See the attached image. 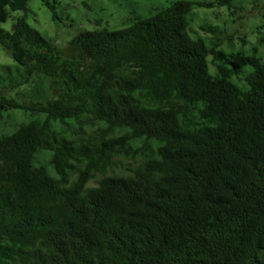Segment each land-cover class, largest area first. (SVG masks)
<instances>
[{
	"label": "trees",
	"instance_id": "1",
	"mask_svg": "<svg viewBox=\"0 0 264 264\" xmlns=\"http://www.w3.org/2000/svg\"><path fill=\"white\" fill-rule=\"evenodd\" d=\"M233 1L170 0L62 49L23 14L0 27V264H264V58L189 28Z\"/></svg>",
	"mask_w": 264,
	"mask_h": 264
},
{
	"label": "rangeland",
	"instance_id": "2",
	"mask_svg": "<svg viewBox=\"0 0 264 264\" xmlns=\"http://www.w3.org/2000/svg\"><path fill=\"white\" fill-rule=\"evenodd\" d=\"M50 1V0H49ZM170 0H55V16L42 0H27L24 9L8 10L6 18L0 21V27L9 31L11 23L18 15H24L26 22L35 28L44 38L64 48L66 41L78 31L87 28L105 26L118 28L131 20L132 14L145 16L156 7L165 5ZM235 8L225 6L195 7L191 11L189 28L192 35H208L200 28L209 23L224 27L221 34L220 48L225 52L254 49L264 58V0H234ZM232 10V13L230 12ZM235 61V58L232 57ZM0 64L14 66L8 51L0 45ZM209 69L212 67L209 65ZM243 72L233 77L242 82ZM30 83L18 86L15 90L4 91L6 96H17V92L27 88ZM12 123H19L24 118L21 109L10 110ZM39 156L40 161L46 156ZM134 165L129 154L115 157L114 171L126 173ZM72 174L70 178H72ZM89 179L87 185H93L95 178Z\"/></svg>",
	"mask_w": 264,
	"mask_h": 264
}]
</instances>
